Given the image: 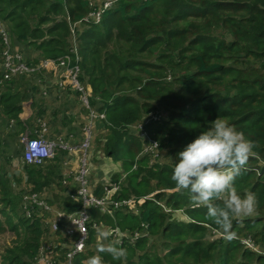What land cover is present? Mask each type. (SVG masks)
Wrapping results in <instances>:
<instances>
[{
  "label": "trees",
  "instance_id": "16d2710c",
  "mask_svg": "<svg viewBox=\"0 0 264 264\" xmlns=\"http://www.w3.org/2000/svg\"><path fill=\"white\" fill-rule=\"evenodd\" d=\"M91 3L0 0V20L10 29L16 50L33 49L38 56L34 63L69 54L76 42L80 79L92 89L90 105L106 117L99 119L110 137L103 152L121 162L126 176L115 199L143 201L137 216L117 212L112 218L93 210L99 223L148 235L118 245L127 249L126 260H113L107 253L92 255L102 256L104 264H264V0H119L99 24L78 25L98 9ZM2 48L0 40V56ZM36 89L34 78L4 81L0 70V137L12 120L24 130L19 115L25 102L31 101L43 117L41 99L31 94ZM160 113L167 118L145 129L168 161L150 165L148 156L140 157L143 140L129 127ZM216 118L227 120L255 145L234 185L242 197L254 193L258 207L251 216L233 219L230 240L209 239L211 231L222 232L207 218V208L195 207L189 192L177 190L171 180L178 152ZM5 147L0 141V152ZM23 165L29 193L62 188L59 157L43 166ZM6 177L0 173L1 201L15 211L12 172ZM121 177L115 174L111 180L119 182ZM75 191L54 197L68 211H77ZM103 193V183L98 184L95 195ZM5 209L0 210L6 216L0 220V234L10 230L16 240L1 264H33L44 235L42 223L28 218L14 223ZM175 210H182L188 221L172 219L170 211ZM95 235L92 231L89 244ZM157 238L164 255L157 251ZM244 238H250L254 248L246 247ZM85 257L75 264H84Z\"/></svg>",
  "mask_w": 264,
  "mask_h": 264
},
{
  "label": "built area",
  "instance_id": "2783aa9c",
  "mask_svg": "<svg viewBox=\"0 0 264 264\" xmlns=\"http://www.w3.org/2000/svg\"><path fill=\"white\" fill-rule=\"evenodd\" d=\"M118 1L119 0H105L98 9L91 11L84 20L78 23V25L83 24V21L86 23L99 24L105 12L112 9ZM75 26V24H72V28ZM0 40L3 46L0 56V70L2 71L4 81H10L16 77L25 76L34 78L36 83L39 84L43 79L41 75L43 72L59 68L64 72L65 79L69 83L71 90L79 95L82 106L89 111V119L85 127L86 137L79 148L82 167L75 175L71 176V174L67 173L62 179V184L64 185H67L71 178L75 181V185H78V188H75L76 191L72 195V199L80 205V208L73 212L65 208L53 211L46 204L45 199L40 193H26L22 197L21 205L28 219H31L34 214L37 213L39 215L38 219L44 224L48 218H51L50 213L55 212L52 216L53 219L47 221L53 239L42 242L33 264H75L76 258L86 253L91 238V232H96L97 226L105 228L104 223H99L93 219V210H97L102 215L110 217H114L117 212L137 216L143 201L136 200L134 197L122 200L115 199V195L121 190L120 183L125 179L124 173H122L119 183L113 182L111 180L112 177L110 179L108 177V180L103 182L104 193L101 197L95 195L98 185L90 184L87 178L89 173L88 154L93 143V123L96 119L103 120L106 117L105 114L99 113L90 105L92 90L89 85L85 84L80 79L81 57L76 42L73 44L69 54L57 59H40L37 63H34L32 59L29 60L23 54V51H18L14 48L11 31L2 20H0ZM163 119L161 114H150L147 115L142 122L135 124L138 128V137L140 136L143 140L140 157L148 156L150 158V165L159 161V158L162 157V151L160 150L159 143L147 134L145 126L151 122H160ZM40 123L42 131H38L39 135L37 137L31 138L27 132V136H20H23L21 140L24 147L23 160L29 165L43 166L46 162L54 159L58 148H68L67 145L47 140L42 133L46 129V124L43 121H40ZM131 127L132 126L129 127L130 131ZM44 214H49L46 220L42 219ZM112 233L115 239H120V244L124 243V240L133 244L140 238V235H142L138 231L133 234L128 231L122 232L117 228ZM221 236L224 237L223 234H221ZM241 242L248 248H254V243L250 238H244Z\"/></svg>",
  "mask_w": 264,
  "mask_h": 264
},
{
  "label": "clouds",
  "instance_id": "9594fccd",
  "mask_svg": "<svg viewBox=\"0 0 264 264\" xmlns=\"http://www.w3.org/2000/svg\"><path fill=\"white\" fill-rule=\"evenodd\" d=\"M254 147V143L227 120L216 118L208 130L178 152L171 175L176 189L187 190L195 207L205 206L207 218L229 240L234 235L233 219L251 216L258 207L254 193L242 197L234 185L236 176L245 170L254 155ZM216 201H221L222 206ZM96 232L100 241L98 252L109 254L113 260H126L127 249L118 246L120 239L110 240L113 233L101 226H97ZM85 264H104V260L94 255Z\"/></svg>",
  "mask_w": 264,
  "mask_h": 264
},
{
  "label": "crops",
  "instance_id": "0c3cea01",
  "mask_svg": "<svg viewBox=\"0 0 264 264\" xmlns=\"http://www.w3.org/2000/svg\"><path fill=\"white\" fill-rule=\"evenodd\" d=\"M23 54L32 60L38 58L33 49H24ZM41 75L43 78L41 83H36L37 89L36 91H32L31 94H33L32 97H35L38 100L41 99V108L44 112L43 117L41 118L38 115V107L31 106V101L23 103V110L19 115V118L25 127L22 131L29 133L30 136L34 135L37 137L39 135L38 131H42L40 121H43L46 124V129L42 132L45 138L49 141L68 146L66 149L58 148L55 153V157H59V167L62 177L67 173L73 176L81 167V152L79 148L86 137L85 127L88 123L89 111L86 109L88 111L86 114V111L84 110L85 108L80 105L81 102L78 94L71 90L69 83L65 79L64 72L61 69H50L43 72ZM93 124L92 139L94 141L96 133L101 134L106 131L101 120L96 119ZM16 129H19L21 132V128H19L17 123L12 120L8 124L6 133L7 136H10V134H13L14 136L11 138L9 137L8 139L11 140L12 138H15V136L22 135L20 132L19 135H16ZM6 133L4 132L3 136H5ZM120 164L121 162H118L115 165V170H117V172H112L113 174L123 173L122 164ZM260 165L263 166L264 161H261ZM105 180H108V177L103 176L97 180L92 179V185L95 184L97 186L98 184L105 182ZM54 188L56 189L58 187H53V189ZM75 188V181L71 178L67 186L63 184L62 188H60V190H62L60 195L67 197ZM96 237L97 236H95V239ZM111 239L112 238H110V240ZM83 262H85V260Z\"/></svg>",
  "mask_w": 264,
  "mask_h": 264
},
{
  "label": "rangeland",
  "instance_id": "374dc122",
  "mask_svg": "<svg viewBox=\"0 0 264 264\" xmlns=\"http://www.w3.org/2000/svg\"><path fill=\"white\" fill-rule=\"evenodd\" d=\"M91 1L93 2L94 5H97L98 8H99L104 3L105 0H99V2H98V0H91ZM78 97H79V95H78ZM80 105L82 106L81 103H80ZM56 106H58V105H56ZM79 110H80V108H79ZM160 114L163 116V118H167L166 114H164V113H160ZM97 120H99V119H97ZM16 131H15L16 135H19L21 133L23 136H27L25 131L21 130V132H20L19 129H16ZM131 132L133 134H135L136 136L138 135L137 125L131 127ZM13 136H14L13 134H10V136H7V133H6L5 136H1L0 137V141L3 144H5V146H6L4 148L5 150L3 152H0V159L2 160L0 173L3 176L6 177V174H7V176H9V175H11V172H12V177H10L9 183L10 182L15 183L14 185H12V188H11V191H10L11 197L13 198V201L15 203V207L13 208L15 211H12V209L6 207L2 203L1 200L4 197H3V194L1 192H0V210L6 208L5 209L6 212L9 215L12 216V220L15 223V222L18 221V219H27L26 214L23 212L22 207H21V205H22V197L26 193H29L31 190H30L29 186L27 185L26 175H25V173L23 171V167H24V165H23V162H24L23 161L24 147H23V144L21 142L23 136L22 137L15 136V138H12L11 140L8 139L9 137L11 138ZM107 138H110L109 134H107V132L101 133V134L100 133L99 134L96 133L95 140L93 141V143L91 145V148L89 150V154H88L89 155V157H88V170H89V173L87 175V178L89 179L90 184H92V182H93L92 179L93 180L94 179L97 180V179H100L103 176L109 177V179H110L113 175H115L112 172H117V170H115V168H116L115 165L118 162H115L112 158L106 156L104 154V152H103L104 151V144L107 141ZM1 149H3V148H1ZM166 156H167L166 154L162 153V157L159 158L158 162H160V163L167 162L168 160H167ZM110 164H111V166H110ZM5 166H9L10 168L9 167H5ZM80 166L82 167V164H80ZM5 168H6L7 172L5 171ZM112 169H113V171H112ZM6 179H7V177H6ZM124 180L121 181V183H120L121 187L125 183ZM116 183H119V182H116ZM65 186H67V185H65ZM76 186H77L76 187V189H77L78 185H76ZM60 193H62V190H60V188H56V189L54 188L53 189L51 187V188H46L40 194H42L43 198L46 201V204L53 211H58V209H60V208H65L63 206V204L58 203L57 200L54 197V194H57V195L63 197V195H60ZM170 212H172L171 213L172 214V219L178 220L180 222H187L188 221V218L186 217V215L184 214V212L182 210H180V211L175 210V211H170ZM53 213L55 214V212L50 213L51 218H48L47 220H46V217H49V214H44L42 219L46 220L45 224L40 219H38L39 215L37 213H35L34 216L31 219H28L31 222H34L35 220H40V222L42 223V228H43L44 235H43L41 244H42L43 241L53 239V236H51L52 234H51V232L49 230V225L47 224V221H49L50 219L51 220L53 219L52 218ZM114 217H112V218H114ZM0 220H2V221L6 220V216H4L2 213H0ZM104 226H105L104 229L110 230L111 232L116 230V228L112 227L110 224L106 223ZM211 233L212 234L209 236L210 240H214V239H218V238L223 237V236H221V234L215 233L214 231L213 232L211 231ZM142 234L143 235H148L146 232L144 233L143 231H142ZM95 236H97V232H96ZM59 239H61V238H59ZM112 239H115V238L112 236ZM153 239L154 238H152V242H153ZM15 240H16V235L13 234L10 230H7L3 234H0V264L2 262L3 255L5 254L7 248L12 247V245H13ZM108 242L109 241H104V243H108ZM99 243H100V241L96 237V239L94 240V243L93 244H89L86 253H84L85 256H86L85 257V261L89 257H91L92 254H96L98 252L97 248H98V244ZM153 243H155V242H153ZM156 245H157L158 253L160 255H164L165 250H164V248L162 246V240L160 241L157 238ZM80 258L81 257L79 256V257L76 258V260H78ZM32 263H34V259L32 260ZM122 264H127V263L124 262Z\"/></svg>",
  "mask_w": 264,
  "mask_h": 264
}]
</instances>
